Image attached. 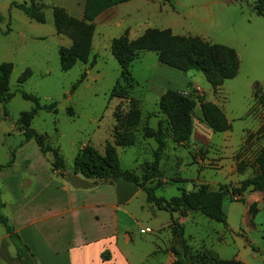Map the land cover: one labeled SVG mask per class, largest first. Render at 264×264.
Wrapping results in <instances>:
<instances>
[{
  "label": "rangeland",
  "instance_id": "rangeland-1",
  "mask_svg": "<svg viewBox=\"0 0 264 264\" xmlns=\"http://www.w3.org/2000/svg\"><path fill=\"white\" fill-rule=\"evenodd\" d=\"M12 1L0 0V12L6 17L2 26L7 25L11 30L6 37L0 35V63L13 64L9 89L14 93L6 104L8 113L5 117V127L9 128V132L4 141L5 149L15 150V156L13 162L4 167L3 171L53 172L52 155L42 154L33 140L19 146L24 136L15 121L19 112L33 106L30 100L21 97L20 90L36 95L42 103L56 102V113L39 110L33 117L31 126L37 132L46 134L47 141L58 148L68 172H71L74 157L80 147L90 144L103 153L105 142L113 141L114 112L119 109V113L126 114L130 107V98L137 100L138 107L141 108L140 100L130 96V91L122 81H119L120 67L105 43L109 35H120L126 26H131L130 32L137 26L141 27V31L147 26L170 27L175 34L198 35L211 42L234 48L239 59V69L235 77L226 79L218 89L210 87L204 78L201 79L208 93L205 100L216 101L231 123L229 131H211L208 138L211 143L224 144L222 150L228 157L237 149L246 130L255 125V119L248 111L256 104L253 98L254 84L258 83L264 90V15L254 13V0H149L145 5L139 3L141 0H137L130 6H119L113 10L109 18L112 24L109 25L103 20L96 22L92 53H99L97 65L86 71V78L73 90L72 84L88 67L77 62L67 71L60 69L59 46L68 47L71 41L66 36L56 35L50 7L43 9L45 22L39 23L29 19L22 10L10 9L9 3ZM43 2L46 3V0ZM124 13L129 15L121 17ZM121 18L123 19L120 20ZM116 20L120 21L121 27L114 24ZM22 34L26 37L22 38ZM149 66V59H141L140 62L134 63V73L137 70L138 76L143 77L147 74ZM26 68H30L31 76L22 85H18L17 78ZM194 72L203 76L198 71ZM142 91V87H136L134 92L132 90L135 96ZM68 107L73 109L72 115L67 113ZM143 109L152 112L157 110V106L148 98ZM141 114L143 115L141 124L135 132L139 143L116 147L121 166L137 173L140 180L143 178L147 163L153 160L151 151L156 147L153 139H141L143 136L140 128L148 123V114L142 112ZM200 114L201 111L196 106L193 121L198 126L201 125ZM150 122L151 126H155L157 118L153 117ZM252 139L244 141L242 148V162L246 165L254 162L256 154L264 149L263 135L254 141ZM210 148V153L208 149L200 151L201 160L200 157L195 158L193 147L170 143L159 162L160 174L153 182H146V186L152 187L156 182H160L155 194L170 198L177 195L180 189H195L201 183L217 187L247 175L228 172L230 161H223V166L218 168V162L209 158L217 157L218 152L216 147L211 145ZM2 152L3 150L0 153V163L4 165L9 162L10 157L5 158ZM238 160L237 157L236 171ZM145 197V192L140 190L129 205L130 212L139 215L141 225H145L146 221L145 212L139 210V204L145 203ZM224 205L225 209L234 208L229 226L232 229L227 227L228 222L226 226L198 212L195 219L185 222L183 238L190 252L194 253L206 247L213 249L217 255L225 259L241 257L242 253H245L252 258L251 264H264V209L251 219L242 201L226 200ZM158 209H155L158 214L153 220L152 227H158L159 221L169 219L168 211ZM252 221L256 223L254 227ZM133 228V235L138 234L135 232L137 227ZM4 230V226L0 224V233ZM161 233L163 236H172L168 229ZM153 235L154 233H146L140 236L147 238ZM246 236L250 237L252 244L248 243ZM218 238H221V241ZM181 245L183 248L182 242ZM258 249H261V252H258ZM176 251L178 252L177 249ZM253 255L256 258L253 259Z\"/></svg>",
  "mask_w": 264,
  "mask_h": 264
},
{
  "label": "trees",
  "instance_id": "trees-1",
  "mask_svg": "<svg viewBox=\"0 0 264 264\" xmlns=\"http://www.w3.org/2000/svg\"><path fill=\"white\" fill-rule=\"evenodd\" d=\"M123 1L127 0H87L84 19L81 20L70 16L62 7L47 6L39 3L38 0H28V2L22 3L14 0L11 2V6L20 8L31 20L39 23L45 22L43 9L50 7L56 33L68 37L71 41L68 47L60 46L58 49L60 69L67 71L77 62L88 63L90 66L96 62L97 55H92L94 33L92 21L105 8ZM253 11L256 15H264V0H254ZM2 19L0 14V22ZM7 29H9L8 26ZM109 49L120 67V81L129 91L134 87L131 64L140 51H154L160 62L182 72L188 70L202 72L214 89L222 85L226 79L233 78L239 68V59L233 48L221 43L210 42L199 36L175 35L168 28H148L143 34L132 40L128 38L127 31H124L120 36L112 39ZM12 69L11 62L0 63V104L4 117L8 113L6 104L14 95L9 89ZM30 76V68L24 69L17 78L18 85H22ZM85 78L86 72L83 71L78 80L72 84L71 89H75ZM118 83L119 81L116 84ZM19 92L22 98L33 103L30 109L19 112L15 121L17 128L24 136L19 146L33 140L42 154L50 153L52 155V171L66 176V179L74 186L86 187L84 179L129 183L145 191L147 202L170 212L171 215L177 213L179 217L185 216L188 212H200L207 218L224 225L227 224L224 205L226 200L233 201L235 195L241 194L248 187L254 191L264 192V149H261L253 160L258 166V172L252 177L242 180L239 186L223 184L211 187L207 183H201L192 190L180 189L177 195L170 198L155 194L160 182H156L152 187L146 186V182H153L160 174L159 162L167 144L165 124L169 126L174 143L188 141L193 126V111L198 105L201 119L213 131L221 132L230 128L231 124L224 112L217 104L205 100L204 95L184 96L179 91L172 89H168L162 94L158 101V108L165 115V119L159 120L156 128H152L148 124H144L140 128L143 138H153L156 142V148L152 152L153 160L147 163L143 178L140 180L137 173L121 166L116 149L117 146H132L137 141L135 132L142 119L137 100L129 99L130 107L126 114L119 113V109L114 112L113 141L105 142L103 153L90 144L80 147L74 157L71 172H68L58 148L47 141L46 134L37 132L31 126V121L39 110L56 113V102L42 103L32 93L24 90ZM253 98L254 102L264 110V90L259 87L258 83L254 84ZM66 111L69 115L73 114L71 107H68ZM14 156L15 150L12 149L9 162L1 164L0 170L9 166L13 162ZM245 166V162H238L237 170L242 171ZM239 201H243V199ZM2 206L3 203L0 200V224L4 226L7 234V239L0 242V258L6 264H36L35 256L30 248L22 241L7 217L1 212ZM249 210L252 215L255 214V203L249 205ZM172 221L176 224L173 233L181 237L183 254L189 257L188 262L185 263L182 261L180 253L172 249L177 257L175 264H245L237 259H221L206 247L194 253L190 252L188 245L184 243V228L177 223L176 219L172 218ZM10 246L14 248L13 255L9 252Z\"/></svg>",
  "mask_w": 264,
  "mask_h": 264
},
{
  "label": "crops",
  "instance_id": "crops-1",
  "mask_svg": "<svg viewBox=\"0 0 264 264\" xmlns=\"http://www.w3.org/2000/svg\"><path fill=\"white\" fill-rule=\"evenodd\" d=\"M15 1L22 3L20 0ZM136 1L137 0H127L119 2L101 11L92 21L94 24V33L96 31L97 21L103 20L109 25L112 24V21L109 22V18L112 16L113 10L123 5L130 6ZM141 1L139 3L145 5L149 0ZM38 2L47 6L62 7L70 16L80 20L84 19L87 0H46V3L43 2V0H38ZM9 8L21 10L18 7L11 6V2L9 3ZM137 10L139 11V9ZM0 14L3 17L0 22V35L6 37L11 30L10 28L7 29V25L5 27L2 26V23L6 21V17L1 12ZM123 15L129 14L124 13L121 17H123ZM122 19L123 18L120 20ZM7 22L9 25L10 15H8ZM114 24L121 27L119 20H116ZM148 28L158 27L147 26L141 31V27L137 26L134 31L130 32L131 26H126L123 32L127 31L128 38L132 40L143 34ZM168 29L175 34L172 28L169 27ZM94 33L92 36V50ZM56 35L63 36L57 33ZM118 36L109 35L105 40L106 46L109 48L112 39ZM25 37L26 36L22 34V38ZM93 54L97 55L96 62L92 66L83 63L88 67L84 70L85 72L90 71L91 67L97 65L99 53L96 52L92 53V55ZM141 59L150 60V68H147V74L143 75V77L138 76L139 73L137 70L136 73H134L133 68L134 63L140 62ZM194 71L196 70L182 72L174 67L166 65L158 60L157 54L154 51H140L138 53V56L131 64L134 87L130 91V96H134L140 100V110L142 113H145V115L148 114L147 124L150 127L156 128L158 121L165 119V115L159 111L158 101L166 90H190L194 86H199L203 90V95L205 97L207 96L208 93H206V89L201 83L202 78L207 81L205 76L200 71L198 72L203 76ZM136 87H142L143 89L138 96H135L133 93ZM217 93L218 92H216V94ZM148 98H151L154 105L157 106V110L147 112L143 109V105ZM211 101L217 104L223 111L222 107L216 101ZM248 114L253 115L255 125H253L251 129L246 130L237 149L234 150L230 156L227 157V155L224 154V150H222L224 144L210 142L208 137H210V133L213 130L201 119L200 114L201 125L198 126L193 121L190 138L184 143H174L169 126L165 124L167 144L162 157L169 148L170 143L182 147H193L196 159L200 157L201 150L208 149L210 153V147L212 145L216 147L218 154L217 157L209 158H213L218 162V168L223 166V161H230L228 172L241 174L243 176L247 174L241 179H236L228 183L229 185L231 183V186H239L242 180L250 178L258 172V166L252 162L246 165L242 171L238 172L235 170V159L238 157V162L242 161L243 156L241 153L244 141L248 142L250 138H253L252 140L254 141L257 137L264 136V110L259 105L254 104L248 111ZM153 117L157 118L155 126L150 125V121ZM230 129L231 126L225 131H229ZM8 132L9 128L5 127V117L0 104V153L1 150H3L2 153L5 158L8 156L10 157V151L12 150L10 148L9 150L5 149L4 138ZM252 133L255 134L252 135ZM226 136L229 137L228 134ZM141 139L147 140L153 138L141 137ZM137 142L138 141H136V143ZM155 148H153L151 152H153ZM200 159L202 160L201 157ZM84 182L87 184L86 187L74 186L66 179V176H61L56 171L5 172L2 169L0 170V200L3 203L1 212L7 217L9 223L19 234L22 241L30 248V251L35 256L36 264H175L177 257L172 251V249L175 248L180 252L182 261L185 263L188 262L189 257L183 254L184 250L181 245V237L173 233L176 224L172 221V218L176 219L177 223L184 228L185 222L193 218L195 219L197 212H188L185 216L179 217L176 213H173L169 215V219L159 221L158 227H152L153 220L156 219V214H158L155 209L158 208H156L153 203L147 202L145 197V203H140V206L138 205L139 210L145 212L144 219L146 224L141 225L139 222V215L131 213L129 205L139 191L143 190L142 188H136L132 184L121 181L108 182L84 179ZM239 196L240 199H243L242 202L245 203V211L251 219L255 217L256 213L263 209L264 192L254 191L251 187H248L239 194ZM251 203H255L256 212L254 215H252L249 210V205ZM232 210H234V208L227 207L226 209L228 222V226H226L230 229H232V227H229L231 226ZM133 222L135 223L134 225ZM252 225L254 227L256 223L252 221ZM133 227H137L135 228V232L138 234L133 235ZM165 229L170 230L172 236H163L161 231ZM146 233H154V235L152 237L148 236L147 238L140 236ZM183 237H185L184 232ZM6 239L7 234L4 230L3 233H0V242ZM218 239L221 241V238ZM246 240H248L249 244H252V240L249 236H246ZM209 249L213 251V249ZM258 250V252H261V249ZM9 252L12 255L14 254L13 246L9 247ZM213 252L217 257L221 258L217 255L216 251ZM102 256H105V258H102ZM252 257L253 259L256 258L255 255ZM233 259L240 260L245 264H251L250 260H252V258L248 254L246 256L245 253H242L241 257ZM0 264H6L2 258H0Z\"/></svg>",
  "mask_w": 264,
  "mask_h": 264
},
{
  "label": "built area",
  "instance_id": "built-area-1",
  "mask_svg": "<svg viewBox=\"0 0 264 264\" xmlns=\"http://www.w3.org/2000/svg\"><path fill=\"white\" fill-rule=\"evenodd\" d=\"M179 92L184 96L192 95V96L196 97L199 95H203V90L199 86H194L190 90H180ZM239 199H240L239 195L234 196V200H239Z\"/></svg>",
  "mask_w": 264,
  "mask_h": 264
}]
</instances>
